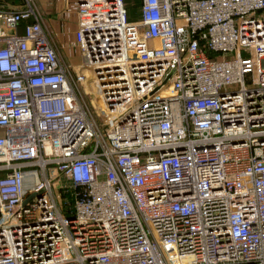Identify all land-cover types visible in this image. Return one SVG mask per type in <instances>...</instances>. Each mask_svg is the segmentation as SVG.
Here are the masks:
<instances>
[{
    "label": "built area",
    "instance_id": "built-area-1",
    "mask_svg": "<svg viewBox=\"0 0 264 264\" xmlns=\"http://www.w3.org/2000/svg\"><path fill=\"white\" fill-rule=\"evenodd\" d=\"M13 2L0 264H264V0H75L81 66Z\"/></svg>",
    "mask_w": 264,
    "mask_h": 264
},
{
    "label": "crops",
    "instance_id": "crops-1",
    "mask_svg": "<svg viewBox=\"0 0 264 264\" xmlns=\"http://www.w3.org/2000/svg\"><path fill=\"white\" fill-rule=\"evenodd\" d=\"M34 2L58 48H69L73 51L76 29L75 0H37ZM13 3V0H0V8H6Z\"/></svg>",
    "mask_w": 264,
    "mask_h": 264
},
{
    "label": "rangeland",
    "instance_id": "rangeland-1",
    "mask_svg": "<svg viewBox=\"0 0 264 264\" xmlns=\"http://www.w3.org/2000/svg\"><path fill=\"white\" fill-rule=\"evenodd\" d=\"M34 1L37 2V0H34ZM126 1L128 3V0H126ZM130 14H131L130 15L131 16V20L137 18V10H136L135 7L132 8V11L130 12ZM59 50H60L65 62L67 64H69L70 66H81V65L86 64L88 62L87 58L85 56H83V55H80L79 51L76 48H74L73 51H71L69 48L66 49V48H63V47L60 48ZM55 189H56V187H54V190Z\"/></svg>",
    "mask_w": 264,
    "mask_h": 264
},
{
    "label": "trees",
    "instance_id": "trees-1",
    "mask_svg": "<svg viewBox=\"0 0 264 264\" xmlns=\"http://www.w3.org/2000/svg\"><path fill=\"white\" fill-rule=\"evenodd\" d=\"M133 7H135V5L134 6H132V5H129L128 3L126 4V8H127V17H128V19H131V14H130V12L132 11V8Z\"/></svg>",
    "mask_w": 264,
    "mask_h": 264
}]
</instances>
